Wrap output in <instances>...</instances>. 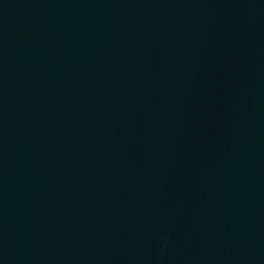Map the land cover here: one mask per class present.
Here are the masks:
<instances>
[{"label":"water","instance_id":"1","mask_svg":"<svg viewBox=\"0 0 264 264\" xmlns=\"http://www.w3.org/2000/svg\"><path fill=\"white\" fill-rule=\"evenodd\" d=\"M0 264H264V0H0Z\"/></svg>","mask_w":264,"mask_h":264}]
</instances>
